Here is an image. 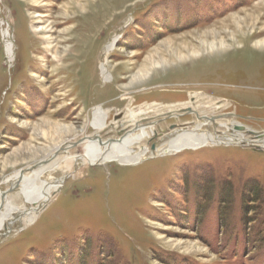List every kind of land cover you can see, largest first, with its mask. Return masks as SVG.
I'll list each match as a JSON object with an SVG mask.
<instances>
[{
  "label": "rangeland",
  "instance_id": "374dc122",
  "mask_svg": "<svg viewBox=\"0 0 264 264\" xmlns=\"http://www.w3.org/2000/svg\"><path fill=\"white\" fill-rule=\"evenodd\" d=\"M84 5L0 0V189L40 161L38 185L62 178L31 224L0 231V264H264V148L151 149L165 133L194 127L197 115L210 132H264V0ZM98 105L108 111L102 139L127 131L120 121L130 110L139 124L155 123L139 163L65 158L82 153L85 130L95 134L88 122ZM17 187L12 203L27 210Z\"/></svg>",
  "mask_w": 264,
  "mask_h": 264
},
{
  "label": "bare ground",
  "instance_id": "6f19581e",
  "mask_svg": "<svg viewBox=\"0 0 264 264\" xmlns=\"http://www.w3.org/2000/svg\"><path fill=\"white\" fill-rule=\"evenodd\" d=\"M73 1L78 3L80 8H84L85 0H72V2ZM35 14L36 15L34 17L42 16L38 12H35ZM37 29L42 30V28H39L38 25ZM8 35L9 33L5 31L4 36ZM114 41L115 40H111L106 44V53L112 50ZM262 44L264 45V42ZM213 47L214 45L212 44L209 48ZM5 51L7 56L11 58L13 54V45L11 42H6ZM149 59L152 60L151 58ZM107 65V62H101L100 72L103 80L109 82L111 79V73ZM144 65L147 66L148 64ZM150 65H153V61H150ZM140 114L141 113H135L132 110L128 111L126 115H124L123 120L120 121V125L123 129H127V131L116 138L102 139L100 136L101 132L108 129V111L104 110L99 105L94 106L91 113V119L88 124L93 130H95V134L88 135L85 130L84 135L80 140L82 153L79 155H70L67 153L65 158L68 161L79 160L83 164L90 165L106 164L111 162H116L120 165H136L147 156L149 151V148L141 143L145 138L151 137V133H154L155 129V123L153 122H149L148 124H139L138 122L141 119H137ZM197 118L199 120L198 122H195L194 127L192 126V128L185 127L180 128V130L173 129L171 132L162 135L159 144L152 151V154L163 156L179 153L184 150H198L205 146H214L218 144H240L243 142H251L258 147L264 148V132H255V137H253L254 139L246 138V134L241 131L244 127L242 129H238V127H240L238 125H234L233 127L229 126L227 130L221 133H217L216 131L210 132L202 128L204 125L203 117L197 115ZM209 119H211V117H206V120ZM211 122L214 124L213 119H211ZM65 129L69 134L70 132H74L73 126H66ZM62 145V143H56L53 148V152H56L57 154L59 150L62 149ZM65 147L67 149L69 148L68 145ZM46 168L42 167L41 164H38V169L31 171L29 175L18 170L4 180V183H8L9 187L18 186V195H24L25 198L28 199L26 204H30L31 207L27 210H23L14 205V203H12L13 196H10L9 192L5 193L7 189H0V231L4 227L10 229L12 224L18 222L20 223L22 220H24L26 224H31L36 218L37 211L51 199L54 191L61 186L59 182L62 181V178L50 182L42 181L40 185L36 183L37 179L41 177ZM183 245L186 249L192 248L200 250L201 248L200 244L195 242L193 244L187 242L186 244L183 243Z\"/></svg>",
  "mask_w": 264,
  "mask_h": 264
},
{
  "label": "water",
  "instance_id": "95a60500",
  "mask_svg": "<svg viewBox=\"0 0 264 264\" xmlns=\"http://www.w3.org/2000/svg\"><path fill=\"white\" fill-rule=\"evenodd\" d=\"M171 128H172V127H171ZM238 128H242V127H238ZM249 132L255 134L254 131H249ZM151 149H152V150L155 149V144H152V145H151ZM44 162H45V161H40L39 164H42V163H44ZM22 171H23V170H21V172H22ZM14 189H15V186H13V187H9V188L5 191V193H6V192H11V191H13Z\"/></svg>",
  "mask_w": 264,
  "mask_h": 264
},
{
  "label": "trees",
  "instance_id": "16d2710c",
  "mask_svg": "<svg viewBox=\"0 0 264 264\" xmlns=\"http://www.w3.org/2000/svg\"><path fill=\"white\" fill-rule=\"evenodd\" d=\"M256 192H257V193H258V192L260 193L261 191L258 189V191H256Z\"/></svg>",
  "mask_w": 264,
  "mask_h": 264
}]
</instances>
